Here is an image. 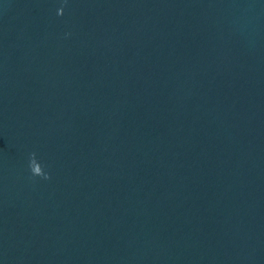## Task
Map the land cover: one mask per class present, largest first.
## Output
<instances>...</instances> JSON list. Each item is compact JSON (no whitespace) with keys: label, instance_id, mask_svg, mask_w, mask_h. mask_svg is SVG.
I'll use <instances>...</instances> for the list:
<instances>
[{"label":"water","instance_id":"obj_1","mask_svg":"<svg viewBox=\"0 0 264 264\" xmlns=\"http://www.w3.org/2000/svg\"><path fill=\"white\" fill-rule=\"evenodd\" d=\"M0 264H264V0H0Z\"/></svg>","mask_w":264,"mask_h":264},{"label":"clouds","instance_id":"obj_2","mask_svg":"<svg viewBox=\"0 0 264 264\" xmlns=\"http://www.w3.org/2000/svg\"><path fill=\"white\" fill-rule=\"evenodd\" d=\"M68 0H64V5L67 6ZM58 14L63 16L64 15V7H61L58 10ZM36 153L33 152L30 154V162H29V168L33 175V177H42L44 179H51V176L49 173H46L44 171V167L38 162L36 158Z\"/></svg>","mask_w":264,"mask_h":264}]
</instances>
